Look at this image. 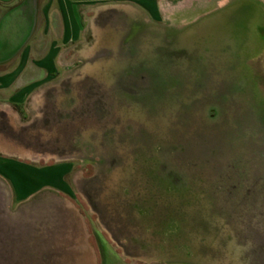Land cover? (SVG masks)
<instances>
[{"label":"rangeland","instance_id":"374dc122","mask_svg":"<svg viewBox=\"0 0 264 264\" xmlns=\"http://www.w3.org/2000/svg\"><path fill=\"white\" fill-rule=\"evenodd\" d=\"M92 4L78 1L71 37L53 15L0 55L7 156L64 171L23 199L13 189L0 264H264L261 7L168 35L157 14L133 27V0H104V27H88Z\"/></svg>","mask_w":264,"mask_h":264},{"label":"crops","instance_id":"0c3cea01","mask_svg":"<svg viewBox=\"0 0 264 264\" xmlns=\"http://www.w3.org/2000/svg\"><path fill=\"white\" fill-rule=\"evenodd\" d=\"M78 1L95 2L90 9L95 14H90V18L86 19V24L88 27H104V21L99 23L96 19L100 14H104V0H0V55L24 49V46L26 47L32 35L36 32V27H52L50 17L53 15L63 16L64 23L62 25L67 27L70 37L72 34L74 35L80 27H84L78 11ZM133 1L138 3V6L134 5L136 6L134 9L142 17L140 21H134L133 27H152V23L155 22L152 16L154 17L157 14L160 19H164L165 28L169 30L168 35H175V33L181 31L184 25V27H192L200 20L201 24L198 27H220L219 23L222 16L219 17L217 12L228 8L231 9L228 12H223L227 13L230 19L234 15L236 21L240 22L243 19L240 23H243V21L248 23V19L245 20L242 16H239L247 12L245 9L249 7L246 6L247 4L250 5L251 10L254 5H259L261 8L256 13L264 16V0H193L192 3L183 5L186 7L179 9L176 13H173V9L168 6V1L171 0H166L163 5V12L162 7L157 5V0ZM170 5L173 6L174 3L171 2ZM38 16H46L47 22L43 23ZM207 16L209 17L206 18ZM210 16L213 18L211 19ZM154 19L156 18L154 17ZM247 23L244 25L248 27ZM60 25L59 20L54 24L56 27H60ZM262 27H264V24ZM28 62V58L20 60L23 70ZM3 86L7 88V85ZM1 108L3 107L1 106ZM2 110L6 115L7 107ZM7 154L8 152L0 143V211L4 209L5 215L7 212L12 214L14 190L17 195L16 199H23L31 193H38L40 189L45 188L46 184L52 187L55 186L56 183L60 182L64 172L58 163L47 165L33 163L29 165L23 160H14L13 157L7 156ZM5 222L6 217H4ZM2 223L3 218L0 217V224Z\"/></svg>","mask_w":264,"mask_h":264}]
</instances>
